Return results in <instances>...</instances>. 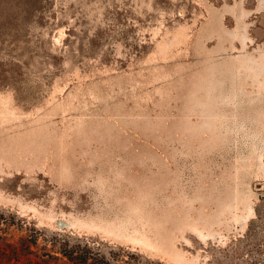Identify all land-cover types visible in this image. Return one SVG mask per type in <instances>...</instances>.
<instances>
[{"label": "rangeland", "instance_id": "rangeland-1", "mask_svg": "<svg viewBox=\"0 0 264 264\" xmlns=\"http://www.w3.org/2000/svg\"><path fill=\"white\" fill-rule=\"evenodd\" d=\"M0 264H264V0H0Z\"/></svg>", "mask_w": 264, "mask_h": 264}]
</instances>
